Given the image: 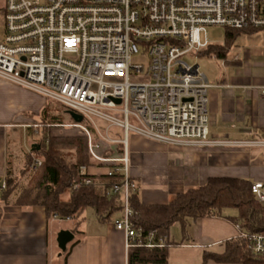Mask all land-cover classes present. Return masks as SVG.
Listing matches in <instances>:
<instances>
[{"label":"built area","instance_id":"2783aa9c","mask_svg":"<svg viewBox=\"0 0 264 264\" xmlns=\"http://www.w3.org/2000/svg\"><path fill=\"white\" fill-rule=\"evenodd\" d=\"M0 14V79L82 116L81 123L45 126L79 129L92 163L106 166L108 177L119 174L103 194L119 199L121 216L113 224L126 250L164 246L162 238L154 241V230L144 235L132 220L129 134L181 146L257 148L264 166V139L209 138L212 85L198 64L182 58L210 44L209 27L264 30V0H4ZM138 53L148 56L145 66L132 61ZM112 127L122 137L110 136ZM115 145L121 153L109 155L106 147ZM41 165L33 156L29 169ZM88 167L78 166L70 192L95 185ZM250 189L264 204V179ZM239 237L253 254H264V235L241 231Z\"/></svg>","mask_w":264,"mask_h":264},{"label":"crops","instance_id":"0c3cea01","mask_svg":"<svg viewBox=\"0 0 264 264\" xmlns=\"http://www.w3.org/2000/svg\"><path fill=\"white\" fill-rule=\"evenodd\" d=\"M209 57L215 59V67L208 75L199 68L212 85L208 90L209 138L264 139V96L260 93L264 86V30L244 31L223 57ZM45 103L36 92L0 79V264H127L131 248L125 249L124 234L113 224L121 216L120 208L100 220L90 207L95 214L90 222L84 221L85 208L75 224L71 218H47L41 205L16 203L28 181V175L21 177L19 171L36 144L24 154V150L19 152V140L24 138L25 129L42 127L35 128L36 133H42V129H49L46 124L58 123H42L40 112ZM33 116L39 120H32ZM127 149L129 178L143 204H165L175 194L202 185L213 176L238 177L250 183L264 179L257 148L181 146L129 134ZM103 167L91 164L88 170L98 176L105 173ZM13 177L19 178L18 187L4 200L2 184ZM105 185L95 180L97 191L103 193ZM69 195L68 190L61 199L67 200ZM225 213L234 214L235 210ZM73 227L76 233L71 231ZM61 229L73 233L65 250L56 241ZM240 232L224 217L188 219L184 228L175 222L169 229L166 264H203L204 252L222 253L225 242L239 237ZM205 264L239 263L209 259Z\"/></svg>","mask_w":264,"mask_h":264},{"label":"trees","instance_id":"16d2710c","mask_svg":"<svg viewBox=\"0 0 264 264\" xmlns=\"http://www.w3.org/2000/svg\"><path fill=\"white\" fill-rule=\"evenodd\" d=\"M249 31V30H245ZM252 31V30H251ZM244 31L225 29L222 44H209L200 54L223 57L233 44L236 37ZM46 104V103H45ZM42 123L58 122L47 121V114L42 108L40 112ZM59 123V122H58ZM45 129L41 138L36 142L33 150L25 156L24 164L19 171V176H28L26 187L16 199L17 204H38L44 207L47 218L75 219L82 211L91 207L100 217L106 220L119 209L117 196L106 197L96 190L94 185L83 186L76 191H71L67 200H62L61 195L68 191L71 180L78 177L79 165L93 164L87 152L86 138L83 135L51 136ZM109 155H119L122 151L119 145L107 146ZM33 155L42 158V165L32 173L29 165ZM92 179L102 180L109 184L119 177L116 174L108 177L105 173L98 176L91 175ZM19 178H7L2 192V198L8 197L17 189ZM250 182L231 176H213L197 187H190L181 193L175 194L165 204H143L135 192L131 194L130 206L134 214L132 220L139 226L145 235L154 230V241L162 238V247H133L129 250L127 264H166L167 240L169 229L175 222L181 223L184 228L186 220L217 216L224 217L235 223L242 232L248 234L264 235V204L257 202L251 193ZM233 209L234 214H226L225 210ZM73 233L77 230L71 229ZM246 238L236 237L225 242L222 253L204 252L203 264L207 260L215 262H235L239 264H264V254L255 255L247 247Z\"/></svg>","mask_w":264,"mask_h":264},{"label":"rangeland","instance_id":"374dc122","mask_svg":"<svg viewBox=\"0 0 264 264\" xmlns=\"http://www.w3.org/2000/svg\"><path fill=\"white\" fill-rule=\"evenodd\" d=\"M4 5V0H0V10ZM3 32V17L0 14V36L2 35ZM225 33V28L218 26V27H209L207 30V38L209 40L210 44H220L223 41ZM184 61H187L188 63H196L199 65V68L205 72L206 75H208L209 71L214 68V63L215 59L213 57L205 56L203 54H200V52L196 55L194 54H187L184 55L183 57ZM132 61L134 63L146 65L148 62V56L144 54H135L132 57ZM38 94V93H36ZM39 96H42L39 94ZM45 101L47 102L45 105H43V108L47 114V121L49 120H55L58 121L59 123H71L73 120L67 113V108L64 106L51 101L49 99L44 98ZM32 120L38 121L39 117L38 116H33ZM85 123V122H83ZM99 128L101 131H103V128L105 124L102 122H97ZM44 127V126H43ZM35 128H42V127H32L30 130L25 129V136L21 140H19V144L22 145V149L19 150V152L23 151L24 154L28 153L26 149H29L30 145L35 144L38 142V140L41 138V133H36ZM49 129H45V133L51 136H71V135H83L82 132L77 129V128H63V127H48ZM43 131V129H42ZM110 136H116L117 138L122 137V132L120 129L116 127H112L110 129ZM91 160V159H90ZM92 162V161H91ZM102 169H107V167H103ZM31 173L28 172L27 175L29 176ZM61 197V196H60ZM84 221L90 222L93 221L95 218L94 211L89 207L85 209L84 213Z\"/></svg>","mask_w":264,"mask_h":264},{"label":"water","instance_id":"95a60500","mask_svg":"<svg viewBox=\"0 0 264 264\" xmlns=\"http://www.w3.org/2000/svg\"><path fill=\"white\" fill-rule=\"evenodd\" d=\"M117 102H119V100H117ZM67 113L69 114V116L72 118V120L75 123H81L82 122V116L80 114H77L71 110H67ZM72 239H73V233L70 230L61 229L57 233L56 241H57L58 247L61 250H65L67 243L70 242Z\"/></svg>","mask_w":264,"mask_h":264}]
</instances>
